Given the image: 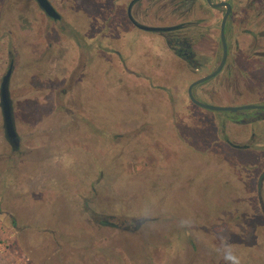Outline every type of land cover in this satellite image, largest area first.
<instances>
[{"label":"flooded vegetation","instance_id":"1","mask_svg":"<svg viewBox=\"0 0 264 264\" xmlns=\"http://www.w3.org/2000/svg\"><path fill=\"white\" fill-rule=\"evenodd\" d=\"M47 1L59 18L39 0L1 5L18 6L32 28L42 22L37 40L23 41L29 50L8 51L11 81L18 55L35 58L34 66L25 61L19 115L9 85L18 147L2 111L9 165L27 157L38 164L19 182L17 201L12 180L5 183L2 212L13 227L24 223L43 237L49 233L48 248L79 253L85 264H132L137 258L127 257L124 234L145 236L148 224L163 220L161 246L152 237L144 242L140 264H233L229 255L239 264H264V0ZM118 85L167 102L162 119L172 142L153 130L156 120L141 116L106 128L105 91ZM192 123L203 124V133ZM187 124L199 136L189 144L193 152L225 153L244 171L241 185L226 182L232 190L224 203L194 202L192 216L183 215L191 195L185 189L197 186L199 172L185 177L188 165L176 161ZM159 191L163 198L184 197L161 199L163 216L145 215ZM106 248L118 257H107Z\"/></svg>","mask_w":264,"mask_h":264},{"label":"rangeland","instance_id":"2","mask_svg":"<svg viewBox=\"0 0 264 264\" xmlns=\"http://www.w3.org/2000/svg\"><path fill=\"white\" fill-rule=\"evenodd\" d=\"M1 5L2 0H0V83L2 76L6 73L11 60L10 53L8 52L9 49H13L15 46L17 52L21 49L22 51L29 50V47L27 46H23V48H21L24 39L36 41L37 38L35 37V35L38 33V27H41L42 25V22L38 21L35 27L32 28L23 19L22 11L18 9V6L13 8V6L10 4V8L3 9ZM34 59L35 58H33L30 54H27V57L26 55L25 57H21L19 55L16 57L15 72L10 84V88L13 92V98L17 103V115H19L17 97H19L18 95H20V82L25 71V61H30L33 65ZM28 74L29 77H32L34 74V70L29 69ZM110 90L111 89L109 88V86H107L104 98L106 128L117 125L119 127H124L136 117L139 118V116H141L142 118H145L147 120H156L155 125H152L154 127L153 130L158 131V134L164 137L166 141H173V138L170 136L169 123L164 122V120L162 119V117L166 113H168V104L165 100H163V98H160L158 96L159 94L156 95V93H152L150 91L145 93V90H141L139 87H137V89L135 90L128 91L122 85L116 86L113 89L115 91ZM156 92L158 93V91ZM198 109V111L203 112L206 110L200 107ZM200 119L201 118H198V120ZM2 124L3 118L2 110L0 107V264H85L83 263V257L80 256L79 253L77 254L78 256L74 257L73 255H70L68 251H64V253L62 254H57L54 253L55 251L53 249L48 248L46 244L52 241V237L49 233L45 234V236H50L45 238V236H41V233L38 231L37 228H33V226L25 228L26 224L24 223H20L14 228L13 225L10 223V220L7 219V216L2 212L4 208H7L4 203L5 183L7 182V180H9L10 178L12 180H10L11 183L14 184L13 199L17 201V188L19 187V182L24 180V177L25 179L26 177H30L28 175L32 174L33 171H36V169L38 168V164H34V160L29 159L28 157L27 158L29 162L26 160V158L17 162L15 166L9 165L7 156H10L8 155V153H10L11 149L7 146L6 141L4 140ZM190 125L192 127L196 125V129H193L195 131L199 129V132H201V134L203 133V124L202 126L194 123ZM185 129L186 135L184 136L186 137V140L182 141V144L180 146L183 147L179 151L180 155L178 157V154H176L175 158L178 157V159L176 160L177 163L180 162L181 165L183 163V165L185 166L188 165L186 169V172L188 173H186L185 177L192 176L194 175V173L199 172L196 179V181L198 182L197 186H194L193 183L194 187L190 186L188 187V189H185V193H189L191 195H189V197L186 199L187 201H185L184 209L186 213H183V215L192 216V211L194 210V202L203 201L202 203H224V200L227 199L231 194L232 188L230 187V185L235 186V184L239 183L241 185L242 180L244 179V171L238 163L239 160H236V158L228 159L229 157L225 153L216 154V152L214 151L207 153L193 152V149L191 148L192 146H190L189 144H193L194 142L198 143L199 136H194L189 133L190 126L188 124ZM193 129L191 128V132L194 131ZM189 136H191V138H189ZM183 139L184 138H182L181 140ZM202 144H205V142H201V145ZM33 156L34 155H31V158H33ZM35 156L37 157L38 155ZM13 158L9 159L10 162L16 161L17 156H14ZM196 166L199 168H197ZM23 168H25V172ZM109 171H114V169H110ZM155 172L156 174L154 176H157V178L161 177L160 175H158L159 171ZM226 182H229L230 185ZM160 187V184L157 185V188ZM235 189H237V187H235ZM234 192L236 191L234 190ZM161 193L162 191L153 194V200H150L148 202V205H150V207L148 208V211L145 213V215H150L152 217L163 216L164 213L162 211L164 209L165 203L160 201L161 199L174 202L178 200L177 198L184 197V194L183 196H178V194L174 195V193L171 192L168 197L166 196L165 198H163V196L161 197L160 195ZM239 194H241V191ZM171 202H167L166 206L169 205ZM115 204L116 205H114V207L116 208V210H123L121 212H124L125 209L123 208L124 206L121 203ZM234 204L241 205L243 204V202L235 201ZM214 206L215 204H212V209ZM29 215L27 223L28 220L30 221V219H32V214L31 217H29ZM163 226V220L158 223L155 222L148 224L149 229H146L147 233L145 234V236L142 233H139V236H141L138 238H135V236L132 234H124L126 237L125 240L129 241V243L121 244H124L123 247L125 250L127 249L126 246H128L129 250L128 252H126L127 257L130 258L134 255V257L137 258L136 263L134 262L132 264H140L139 257H143L141 251L144 250L142 245L147 240L151 241V237L153 238L155 244L158 243L159 247L161 246V242L163 240ZM153 232H155V234H153ZM84 242L87 243L86 241ZM78 246H85L84 248H87L88 244H79L76 247ZM112 248H114V246ZM72 251L73 250H71L70 252ZM139 251L141 255L139 254ZM112 252L113 249H105L107 257L109 255L112 257H118L117 251L114 250V252ZM122 254L124 257H126L123 252ZM158 256H161L160 249ZM95 258L96 257H94V259ZM95 263L108 264L98 260H96ZM113 264H115V262H113Z\"/></svg>","mask_w":264,"mask_h":264},{"label":"water","instance_id":"3","mask_svg":"<svg viewBox=\"0 0 264 264\" xmlns=\"http://www.w3.org/2000/svg\"><path fill=\"white\" fill-rule=\"evenodd\" d=\"M39 1L42 7L47 11L49 15L55 18L60 17V15L55 10V8H53L47 0H39ZM13 70H14V61H11L8 70L3 75L2 80H1V86H0L1 101L0 103H1L2 111H3L4 124H5V128L7 131V135L13 145V148H15L19 146V140H18V135H17L15 125H14L12 105H11L10 96H9V85H10ZM200 104L211 107V108H218V107L206 105L203 103H200Z\"/></svg>","mask_w":264,"mask_h":264},{"label":"clouds","instance_id":"4","mask_svg":"<svg viewBox=\"0 0 264 264\" xmlns=\"http://www.w3.org/2000/svg\"><path fill=\"white\" fill-rule=\"evenodd\" d=\"M228 259L231 260L233 262V264H239L238 258L233 256V255H229Z\"/></svg>","mask_w":264,"mask_h":264}]
</instances>
